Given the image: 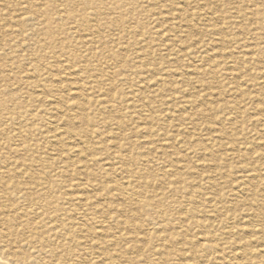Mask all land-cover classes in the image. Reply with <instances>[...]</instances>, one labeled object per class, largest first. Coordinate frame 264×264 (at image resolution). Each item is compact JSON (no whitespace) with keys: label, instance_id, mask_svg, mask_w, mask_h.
<instances>
[{"label":"rangeland","instance_id":"1","mask_svg":"<svg viewBox=\"0 0 264 264\" xmlns=\"http://www.w3.org/2000/svg\"><path fill=\"white\" fill-rule=\"evenodd\" d=\"M206 1H0L2 156L13 157L7 153L13 148L14 158L44 162L45 198L68 211L65 249L54 257L42 255L43 264H192L176 256L186 251L187 240L218 232L220 218L209 217L207 208L213 204L228 216L247 199L242 162L247 153L260 157L264 150L261 127L252 120L264 124V0ZM53 111L61 118H52ZM133 175L144 199L164 212L161 227L141 206L130 209L118 197L116 184L125 187ZM195 204L205 212L189 213ZM108 209L110 217H102ZM235 223L225 230L239 239ZM233 237L217 240L224 247L221 258H230Z\"/></svg>","mask_w":264,"mask_h":264},{"label":"bare ground","instance_id":"2","mask_svg":"<svg viewBox=\"0 0 264 264\" xmlns=\"http://www.w3.org/2000/svg\"><path fill=\"white\" fill-rule=\"evenodd\" d=\"M1 1V0H0ZM11 1V0H10ZM77 1V0H76ZM108 1V0H106ZM161 1V0H160ZM167 1V0H166ZM208 1V0H207ZM206 1V2H207ZM152 2V1H151ZM170 2V1H169ZM219 2V1H217ZM7 3V2H6ZM12 3V2H11ZM144 3V2H143ZM171 3V2H170ZM169 3V4H170ZM203 3V2H202ZM259 3V2H258ZM9 4V3H7ZM154 5V4H152ZM168 5V4H167ZM172 5V4H171ZM170 5V6H171ZM205 5V4H204ZM207 5V4H206ZM212 5V4H211ZM35 6V5H34ZM157 6V4H156ZM200 6V5H199ZM39 7V6H38ZM175 7V6H174ZM173 7V8H174ZM34 8V7H33ZM113 8V6H112ZM166 8V7H165ZM172 8V7H171ZM170 9V8H169ZM211 9V8H210ZM172 10V9H171ZM199 10V9H198ZM235 10V9H234ZM176 10H174L175 12ZM208 11V10H207ZM210 11V10H209ZM213 14L217 15L220 11L216 8ZM179 12V11H178ZM199 12V11H197ZM211 12V11H210ZM166 13V12H165ZM212 13V12H211ZM93 14V13H92ZM124 14V13H123ZM129 14V13H128ZM177 14V13H176ZM212 14V15H213ZM27 15V14H26ZM156 15V13H155ZM175 15V14H174ZM173 15V16H174ZM201 14H199L200 16ZM242 13L239 15L241 16ZM244 15V14H243ZM103 16V15H102ZM160 16V15H159ZM170 16V15H169ZM163 17V15H162ZM202 17V16H201ZM211 17V16H210ZM150 18V17H149ZM160 18V17H159ZM142 19V18H141ZM152 19V18H150ZM170 19V18H169ZM175 19V18H174ZM202 19V18H201ZM58 20V19H57ZM143 20V19H142ZM154 20V18H153ZM210 20V19H209ZM160 21V20H159ZM168 21V20H167ZM175 21V20H174ZM183 21V20H182ZM187 21V20H186ZM189 21V20H188ZM206 21V20H205ZM204 21V22H205ZM202 22V21H200ZM207 22V21H206ZM212 22V21H211ZM218 22V21H217ZM244 22V21H243ZM250 22V21H249ZM158 23V22H157ZM183 23V22H182ZM245 23V22H244ZM243 23V24H244ZM248 24V22H246ZM150 24V23H149ZM168 24V23H167ZM182 25V24H180ZM194 25V24H193ZM234 25V24H233ZM236 25V23H235ZM240 25V24H238ZM160 26V25H159ZM169 26V25H168ZM18 27V26H17ZM167 27V26H166ZM179 27V26H178ZM193 27V26H192ZM191 27V28H192ZM155 28V27H154ZM183 28V27H182ZM181 28V29H182ZM174 29V28H172ZM58 30V29H57ZM222 30V29H221ZM34 32V31H33ZM42 32V31H41ZM110 32V31H109ZM113 32V31H112ZM111 32V33H112ZM119 32V31H117ZM165 32V31H164ZM175 32V31H173ZM181 32V31H180ZM218 32V31H217ZM163 33V32H162ZM202 33V32H200ZM215 33V32H214ZM144 34V33H143ZM186 34V33H185ZM197 34V33H196ZM125 35V34H124ZM205 35V34H204ZM31 36V35H30ZM88 36V35H86ZM182 36V35H181ZM12 37V36H11ZM217 37V36H216ZM32 38V37H31ZM79 38V37H78ZM81 38V37H80ZM86 38V37H85ZM180 38V37H179ZM184 38V37H183ZM115 39V38H114ZM173 39V38H172ZM202 39V38H201ZM188 40V39H187ZM6 41V40H5ZM39 41V40H38ZM113 41V39H112ZM190 41V40H189ZM223 41V40H222ZM92 42V40H91ZM165 42V41H164ZM175 42V41H174ZM173 42V43H174ZM206 42V41H205ZM249 42V41H248ZM1 43V42H0ZM193 42H191L192 44ZM204 43V42H203ZM215 43V42H214ZM229 43V42H228ZM2 44V43H1ZM5 44V43H4ZM10 44V43H9ZM61 44V42H60ZM223 44L227 42L223 41ZM27 45V44H26ZM62 45V44H61ZM87 45V44H86ZM162 45V44H161ZM236 45V44H235ZM245 45V44H244ZM259 45V44H258ZM101 46V45H100ZM138 46V45H137ZM192 46V45H190ZM227 46V45H225ZM229 46V45H228ZM238 46V45H237ZM251 46V45H250ZM172 47V46H171ZM201 47V46H200ZM199 47V48H200ZM215 47V46H214ZM242 47V46H241ZM244 47V46H243ZM124 48V47H123ZM118 49V48H117ZM143 49V48H142ZM198 49V48H197ZM202 49V48H201ZM214 49V48H213ZM164 50V49H163ZM204 50V49H203ZM210 50V49H209ZM224 50V49H223ZM233 50V49H232ZM238 50V49H237ZM244 50V49H243ZM136 51V50H135ZM205 51V50H204ZM208 51V50H207ZM91 52V51H90ZM121 52V51H120ZM157 52V51H156ZM211 52V51H209ZM208 52V53H209ZM251 52V51H250ZM31 53V52H30ZM158 54V53H157ZM171 55V54H170ZM233 55V54H232ZM263 55V54H262ZM23 56V55H22ZM249 56V55H248ZM6 57V56H5ZM158 57V55H157ZM181 57V56H180ZM179 57V58H180ZM217 57V56H216ZM264 57V56H263ZM249 58V57H248ZM219 59V58H218ZM3 60V59H2ZM203 60V59H202ZM206 60V59H205ZM245 60V59H244ZM249 60V59H248ZM260 60V59H259ZM1 61V60H0ZM239 61V60H237ZM243 61V60H242ZM255 61V60H254ZM172 62V61H171ZM202 62V61H201ZM200 62V63H201ZM219 62V61H218ZM233 62V61H232ZM231 62V63H232ZM247 63V60L244 61ZM250 62V61H249ZM119 63V61H118ZM216 63V62H215ZM229 63V62H228ZM230 63V64H231ZM241 63V61H240ZM239 63V65H241ZM259 63V62H258ZM8 64V63H7ZM16 64V63H15ZM106 64V62H105ZM142 64V63H141ZM153 64V63H151ZM252 64V63H251ZM55 65V64H54ZM149 65V64H148ZM200 65V64H199ZM253 65V64H252ZM251 65V66H252ZM64 66V65H63ZM150 66V65H149ZM223 66V65H222ZM225 66V65H224ZM242 66V65H241ZM152 67V66H151ZM201 67V66H200ZM219 67V66H218ZM65 68V67H64ZM204 68V67H202ZM212 68V67H211ZM196 69V68H195ZM225 69V68H224ZM248 69V68H247ZM260 69V68H259ZM237 70V69H236ZM254 70V69H253ZM261 70V69H260ZM97 71V70H96ZM110 71V70H109ZM154 71V70H153ZM205 71V70H204ZM235 71V69H234ZM6 72V71H5ZM29 72V71H28ZM229 72V71H228ZM233 72V71H232ZM236 72V71H235ZM106 73V72H105ZM191 73V72H190ZM224 73V72H223ZM230 73V72H229ZM241 73V72H240ZM8 74V73H6ZM260 74V73H259ZM244 75V73H243ZM6 76V75H5ZM110 76V75H109ZM177 76V75H176ZM189 76V75H188ZM191 76V75H190ZM194 76V75H193ZM238 76V75H236ZM175 77V75L173 76ZM184 77V76H183ZM224 77V76H223ZM235 77V75H234ZM245 77V76H244ZM243 77V78H244ZM260 77V76H259ZM258 77V79H259ZM176 78V77H175ZM220 79V77H218ZM262 78V77H260ZM6 79V78H5ZM193 79V78H191ZM215 79V77H214ZM238 79V78H237ZM254 79V78H253ZM180 80V79H179ZM7 81V80H6ZM181 81V80H180ZM184 81V80H183ZM182 81V82H183ZM190 81V80H189ZM221 81V80H220ZM224 81V80H223ZM8 82V81H7ZM153 82V81H152ZM222 82V81H221ZM233 82V81H231ZM248 82V81H247ZM154 83V82H153ZM178 83V82H177ZM185 83V82H184ZM204 83V82H203ZM234 83V82H233ZM56 84V83H55ZM126 84V83H125ZM186 84V83H185ZM230 84V83H229ZM235 84V83H234ZM245 84V82H244ZM71 85V84H70ZM241 85V84H240ZM252 85V84H251ZM261 85V84H260ZM85 86V85H84ZM193 86V85H192ZM212 86V85H211ZM242 86V85H241ZM166 87V86H165ZM262 87V85H261ZM93 88V87H92ZM152 88V87H151ZM78 89V88H77ZM167 89V88H166ZM192 89V87H191ZM227 89V88H226ZM74 90V89H73ZM218 90V89H217ZM229 90V89H228ZM231 90V88H230ZM236 90V89H233ZM250 90V89H249ZM249 90L246 91L249 94ZM257 90V89H256ZM10 91V90H9ZM37 91V90H36ZM81 91V90H80ZM224 91V90H223ZM254 91V89H253ZM12 92V91H11ZM147 92V91H146ZM194 92V91H193ZM201 92V91H200ZM244 92V91H243ZM10 93V92H9ZM37 93V92H36ZM42 93V92H41ZM149 93V92H148ZM202 93V92H201ZM242 93V92H241ZM255 93L252 92L251 94ZM79 94V93H77ZM119 94V93H118ZM159 94V93H158ZM185 94V91H184ZM237 94V93H236ZM9 95V94H8ZM156 94H154L155 96ZM161 95V94H159ZM158 95V96H159ZM190 95V93H189ZM188 95V96H189ZM195 95V94H194ZM215 95V93H214ZM231 95V94H230ZM229 95V97H230ZM243 95V94H241ZM157 95L155 97H158ZM202 96V94H201ZM204 96V95H203ZM202 96V97H203ZM236 96V95H235ZM256 96V95H255ZM259 96V95H258ZM262 96V95H261ZM231 97H234L233 95ZM230 97V98H231ZM254 97V96H253ZM21 98V97H20ZM56 98V97H55ZM85 98V97H84ZM172 99V97H170ZM201 98V97H200ZM235 98V97H234ZM249 98V97H248ZM82 99V98H81ZM80 99V100H81ZM128 99V98H127ZM160 99V98H158ZM250 99V98H249ZM254 99V98H252ZM251 99V100H252ZM213 100V99H212ZM211 100V101H212ZM246 100V99H245ZM260 100V99H259ZM133 101V100H132ZM201 101V100H200ZM230 101V100H229ZM263 101V100H262ZM11 102V101H9ZM172 102V101H171ZM210 102V101H209ZM253 102V100L251 101ZM192 103V102H191ZM195 103V102H194ZM197 103V102H196ZM239 103V102H238ZM244 103V102H243ZM178 104V102H177ZM203 104V103H202ZM209 104V103H208ZM228 104V103H227ZM91 105V104H90ZM260 105V104H259ZM264 107V101L262 102ZM191 106V105H190ZM200 106V105H199ZM8 107V106H7ZM69 107V106H68ZM72 107V106H71ZM74 107V106H73ZM78 108V106H76ZM140 107V106H139ZM186 107V106H185ZM197 107V106H196ZM228 107V106H227ZM234 107V106H233ZM57 108V107H56ZM160 108V107H159ZM251 108V107H250ZM249 108V109H250ZM254 108V107H252ZM7 109V108H6ZM73 109V108H72ZM80 109V107H79ZM128 109V107H127ZM136 109V108H135ZM235 109V108H234ZM54 110V109H53ZM64 110V109H63ZM168 111V110H167ZM214 113L215 109L212 110ZM236 111V110H235ZM253 111V110H252ZM66 112V111H63ZM80 112V111H78ZM83 112V111H82ZM131 112V111H130ZM148 112V111H147ZM198 112V111H197ZM84 113V112H83ZM138 113V112H137ZM257 113V112H256ZM260 113V112H259ZM60 113L52 112V118L60 119ZM75 114V113H74ZM78 114V113H77ZM149 114H151L149 112ZM202 114V113H201ZM207 114V113H206ZM126 115V113H125ZM130 115V114H129ZM153 115V114H152ZM176 115V114H175ZM203 115V114H202ZM209 115V114H208ZM207 116V115H206ZM252 117V116H251ZM259 117V116H258ZM76 118V117H75ZM254 118V117H252ZM251 118V119H252ZM261 118H263L261 116ZM86 119V118H85ZM117 119V118H116ZM152 119V118H151ZM220 119V116H219ZM81 120V119H80ZM150 120V119H149ZM253 122L261 127V140H264V124L257 118L252 119ZM263 120V119H262ZM152 120L148 121L151 122ZM158 121V119H157ZM156 121V122H157ZM209 121V120H208ZM228 121V120H227ZM226 121V122H227ZM126 122V121H125ZM165 122V121H164ZM184 122V121H183ZM186 122V121H185ZM184 122V123H185ZM6 123V122H5ZM136 123V122H135ZM172 123V122H171ZM188 123V121H187ZM225 123V122H224ZM229 123V121H228ZM11 124V122H10ZM49 124V123H48ZM52 124V123H51ZM109 124H111L109 122ZM173 124V123H172ZM210 124L212 122L210 121ZM12 125V124H11ZM127 125V124H126ZM152 125V124H151ZM154 125V123H153ZM152 125V126H153ZM171 125V124H170ZM174 125V124H173ZM205 125V124H204ZM255 125V127H257ZM140 126V125H139ZM196 126V124H194ZM54 127V126H53ZM133 127V126H132ZM135 127V126H134ZM204 127V126H203ZM60 128V127H59ZM63 128V127H62ZM86 128V127H84ZM160 128V127H158ZM243 128V127H242ZM58 129V127H57ZM110 129V128H109ZM126 129V128H125ZM150 129H152L150 127ZM227 129V128H226ZM236 129H238L236 127ZM81 130V129H80ZM112 130V129H111ZM115 130V129H114ZM181 130V129H179ZM79 131V130H78ZM83 131V128L82 130ZM80 131V132H81ZM167 131V130H166ZM248 131V130H247ZM5 132V131H4ZM43 132V131H42ZM85 132V130L83 131ZM113 132V131H112ZM127 132V131H126ZM182 132H184L182 130ZM89 133V132H88ZM104 133V132H103ZM180 133V132H178ZM185 133V132H184ZM183 134V133H182ZM216 134V133H215ZM249 134V133H248ZM141 135V134H140ZM154 135V134H153ZM184 135V134H183ZM233 135V132L232 134ZM251 135V134H250ZM254 135V134H253ZM70 136V134H68ZM111 136V135H110ZM139 136V134H138ZM148 136V135H147ZM159 136V135H158ZM174 136V135H173ZM180 136V135H179ZM115 137V136H114ZM136 137V136H135ZM178 137V136H177ZM52 138V137H51ZM118 138V136H117ZM137 138V137H136ZM154 138V137H153ZM180 138V137H179ZM196 138V137H195ZM161 139V138H160ZM194 139V138H193ZM217 139V138H216ZM215 139V140H216ZM252 139V138H251ZM93 140V139H92ZM126 140V139H125ZM181 140V139H180ZM76 141V140H75ZM117 141V140H116ZM182 141V140H181ZM180 141V142H181ZM192 142V140H190ZM195 141V140H194ZM199 141V139H198ZM156 142V141H155ZM178 142V141H176ZM188 143V142H187ZM217 143V142H216ZM90 144V143H89ZM159 144V143H158ZM165 144V143H164ZM170 144V143H169ZM178 144V143H177ZM192 144V143H191ZM214 144V143H213ZM66 145V144H65ZM83 145V144H82ZM95 145V144H94ZM166 145V144H165ZM88 146V145H87ZM164 146V145H163ZM197 146V145H196ZM222 146V145H221ZM260 146V145H259ZM264 146V144L262 145ZM86 147V146H85ZM102 147V146H101ZM7 148V147H6ZM166 148V147H165ZM170 148V147H169ZM182 148V147H181ZM251 148V147H250ZM262 148V147H261ZM4 149V148H3ZM185 149V147H184ZM187 149V148H186ZM185 149V150H186ZM193 149V146H192ZM264 149V148H263ZM180 150V149H179ZM232 150V149H231ZM2 149L0 148V264H43L41 256L49 255L54 257L57 252L64 251L68 237L66 232L65 222L68 219V211L63 206L54 205L53 201L46 199L45 194L48 193V186L45 181L46 171L44 170V162L41 160L28 161L26 159L14 158L16 150L10 148L7 153H11L13 157L2 156ZM126 151V150H125ZM150 151V150H149ZM175 151V150H174ZM197 151V150H194ZM200 151V150H199ZM229 151V150H227ZM5 152V151H4ZM129 152V151H128ZM250 152V151H248ZM263 154L259 157L256 151L246 154L248 156L247 162H242L241 176L244 178L243 187L248 188L247 199L244 201L242 207L238 210H229V215L225 216L219 213L216 206L212 203L209 206V217H219L218 232L214 230L205 233L203 237H197L196 241L187 240L184 246L187 247L186 251L181 250L177 254V258H189L192 264H264V178L259 174L261 172L264 176V150ZM110 153V152H109ZM142 153V152H141ZM146 153V151H145ZM163 153V152H162ZM200 153V152H199ZM231 158L236 157L234 151H230ZM237 153V152H236ZM11 154L9 156H11ZM113 154V153H111ZM127 154V153H126ZM151 154V153H150ZM207 154V153H206ZM245 154V153H244ZM243 154V155H244ZM108 155V154H106ZM172 155V154H171ZM110 156V155H109ZM117 156V155H116ZM162 156V155H161ZM190 156V155H189ZM213 156V154H212ZM73 156H71L72 158ZM108 157V156H107ZM193 157V156H192ZM75 158V157H74ZM117 158V157H116ZM173 158V157H172ZM70 159V158H69ZM80 159V158H79ZM105 159V157L103 158ZM120 159V158H119ZM174 159V158H173ZM192 159V158H191ZM107 160V158H106ZM105 160V161H106ZM113 160V158H111ZM88 161V160H87ZM104 161V160H103ZM179 161V160H178ZM181 161V160H180ZM179 161V162H180ZM230 161V159H229ZM233 161V159H232ZM78 162V161H77ZM86 162V161H84ZM95 162V161H94ZM117 162V161H115ZM122 162V161H121ZM125 162V161H124ZM214 162V161H213ZM235 162V160H234ZM50 163V162H49ZM60 163V162H59ZM123 163V162H122ZM205 163V162H204ZM240 163V162H239ZM120 164V163H119ZM235 164V163H234ZM238 164V163H237ZM97 165V164H96ZM107 165V164H106ZM84 166V165H83ZM110 166V165H109ZM241 166V165H240ZM67 167V166H66ZM91 167V166H90ZM108 167V166H107ZM111 167V166H110ZM110 167L108 169H110ZM81 168V167H80ZM95 168V167H94ZM131 168V167H130ZM217 168V167H216ZM67 169V168H66ZM99 169V168H98ZM151 169V168H150ZM44 170V171H43ZM93 170V167H92ZM116 170V169H115ZM182 170V168H181ZM236 170V169H234ZM150 171V170H149ZM159 171V170H157ZM171 171V170H170ZM239 171V170H238ZM116 172V171H115ZM127 171L125 165L120 164V173L125 174ZM145 172V171H144ZM174 172V171H172ZM213 172V171H212ZM234 172V171H233ZM90 173V172H89ZM94 173V172H93ZM187 173V172H186ZM65 174V173H64ZM91 174V173H90ZM234 174V173H233ZM93 175V174H92ZM126 175V174H125ZM168 175V173H167ZM193 176V175H192ZM225 176V175H224ZM74 177V176H73ZM126 186L117 185L116 192L119 198L126 200L130 206H141L147 211L148 218L150 217L151 223L161 227L160 223L164 221L165 214L162 210L155 205L153 201L145 200L143 193L139 190V183L136 177L129 176ZM200 177V176H199ZM232 177V175H231ZM85 178V177H84ZM178 178V177H177ZM124 179V178H123ZM203 179V178H202ZM207 179V178H205ZM92 180V179H91ZM197 180V179H196ZM208 180V179H207ZM54 181V180H53ZM78 181V180H77ZM112 181V180H111ZM103 182V181H102ZM101 182V183H102ZM64 183V182H63ZM111 183V182H110ZM114 183V182H113ZM202 183V180H201ZM61 184V183H60ZM188 184V183H187ZM195 184V182H194ZM205 184V183H204ZM236 184V183H235ZM62 185V184H61ZM72 185V184H71ZM76 186V185H75ZM159 186V185H158ZM192 186V185H191ZM194 186V185H193ZM200 186V185H199ZM206 186V184H205ZM235 186V185H234ZM237 186V185H236ZM65 187V185H63ZM77 187V186H76ZM99 187V186H98ZM105 187V186H104ZM203 187V186H202ZM111 188V187H108ZM115 188V187H114ZM201 188V187H200ZM208 188V187H207ZM236 188V187H235ZM157 189V188H156ZM204 190V189H202ZM247 191V189H245ZM90 191V190H89ZM110 191V190H109ZM205 191V190H204ZM243 190H241L242 192ZM80 192V191H79ZM78 192V193H79ZM83 193V192H82ZM86 193V192H85ZM84 193V194H85ZM108 193V192H107ZM111 193V191H110ZM204 193V192H203ZM244 193V192H242ZM62 198L65 197L64 192L60 193ZM89 194V192H88ZM171 194V193H170ZM154 195V194H153ZM199 195V194H198ZM237 195V194H236ZM243 195V194H242ZM246 195V194H245ZM159 196V195H158ZM168 196V195H167ZM172 196V195H171ZM227 196V193H226ZM154 197V196H153ZM164 197V196H163ZM177 197V196H176ZM179 197V196H178ZM228 197V196H227ZM226 197V198H227ZM82 198V197H81ZM213 198V197H212ZM233 198V197H232ZM243 198V197H242ZM177 199V198H176ZM211 199V198H210ZM215 199V198H214ZM223 200V198H222ZM240 200V199H239ZM114 201V200H113ZM194 201V200H193ZM209 201V200H208ZM228 201V200H227ZM235 201V200H234ZM233 201V203H234ZM241 201V200H240ZM115 202V201H114ZM159 200L157 201V203ZM175 202V201H174ZM207 202V201H206ZM213 202V201H212ZM116 203V202H115ZM163 203V202H162ZM161 203V204H162ZM182 203V202H181ZM219 203V202H218ZM232 203V201L230 202ZM236 203V202H235ZM67 204V203H66ZM177 204V203H176ZM183 204V203H182ZM226 205V203H224ZM92 205V204H91ZM185 205V204H184ZM208 205V204H207ZM84 208L86 204L82 205ZM188 206V205H187ZM234 206V205H233ZM236 206V205H235ZM234 206V207H235ZM68 207V206H67ZM81 207V206H80ZM179 207V206H178ZM186 207V206H185ZM230 208V207H229ZM236 208V207H235ZM170 209V208H169ZM206 207L202 204H195L188 210L191 214H200ZM221 209V208H220ZM237 209V208H236ZM115 210L112 209V213ZM85 212H90L89 208H85ZM205 212V211H204ZM184 214V213H183ZM102 217L109 218L111 215L110 210L100 213ZM121 216V215H120ZM125 218V217H124ZM213 218V217H212ZM210 218V219H212ZM195 219V218H194ZM201 219V218H200ZM106 221V220H105ZM172 221V220H171ZM235 221L236 230L240 232V238L234 239L231 230L226 228L227 224ZM123 222V221H122ZM130 222V221H129ZM198 227L201 226L199 221H195ZM111 224V223H110ZM234 224V225H235ZM107 225V224H106ZM120 225V224H119ZM78 226V225H77ZM143 227V226H142ZM210 227V226H209ZM204 228V227H203ZM96 229V228H95ZM133 229V228H132ZM234 229V227H233ZM77 230V229H76ZM108 229L105 230L107 232ZM144 230V229H143ZM113 231V230H112ZM160 231V230H158ZM140 232V231H139ZM145 232V231H144ZM180 232V231H179ZM200 232V231H199ZM174 233V232H173ZM189 233V232H188ZM197 233V232H196ZM81 234V233H80ZM140 234V233H139ZM231 234V235H230ZM227 235L232 238L231 245L233 251L229 259L221 258V249L216 244L217 240L223 239L222 236ZM238 235V234H237ZM112 236V235H111ZM116 236V235H115ZM183 234L177 233L176 237H182ZM192 236V235H191ZM197 236V235H196ZM83 237V236H82ZM237 238V237H236ZM113 239V238H112ZM176 240V239H175ZM227 240V239H226ZM83 243V242H82ZM223 243V242H222ZM251 243H260L257 249H249L247 245ZM241 245V247H239ZM246 246L248 248H246ZM91 247V246H90ZM107 247V246H106ZM185 247V248H186ZM62 248V250H60ZM91 248L101 251L100 245L93 244ZM168 248V247H167ZM230 251V250H229ZM258 252V255L255 252ZM134 252V251H133ZM170 253L165 254V258ZM79 256V255H78ZM81 256V255H80ZM91 256V255H89ZM227 256V255H226ZM131 260V259H130ZM83 261V260H82ZM54 262V261H53ZM222 262V263H221ZM224 262V263H223ZM228 262V263H227ZM178 263V262H176ZM188 263V262H187ZM75 264V263H74ZM190 264V263H189Z\"/></svg>","mask_w":264,"mask_h":264}]
</instances>
